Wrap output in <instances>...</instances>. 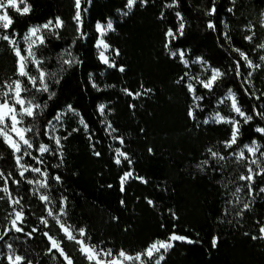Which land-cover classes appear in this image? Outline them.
Segmentation results:
<instances>
[{
	"label": "trees",
	"instance_id": "trees-1",
	"mask_svg": "<svg viewBox=\"0 0 264 264\" xmlns=\"http://www.w3.org/2000/svg\"><path fill=\"white\" fill-rule=\"evenodd\" d=\"M26 3L30 6L26 14L7 9L13 23L4 33L16 42L32 25L54 22L57 17L63 21L61 28L43 30L45 43L34 49L36 59L42 62L40 68L50 74L48 91H37L26 77L17 75L13 46L3 39L0 91L6 90L5 83L19 79L29 89L22 95L41 105L34 117L24 118V124L32 129L27 138L35 156L40 144L49 147L42 155L43 168L50 196L59 206L64 200L66 221L83 228L91 243L113 253H139L156 240L168 241L173 233L186 237L171 242L173 247L163 253L161 264H264V239H252L264 225V192H260L264 176L256 177L249 192L247 182L239 176L246 175L253 165L247 158L236 159V153L253 140L264 151V135L255 131L264 127V119L253 112L254 108L264 112V61L260 60L264 49L257 47L264 43V0H176L173 7H166L172 0L143 4L138 0L131 10L126 7L127 0H81L79 30L74 20L75 0ZM213 7L215 13L208 15ZM177 12L183 18V35L177 31L181 23ZM109 19L113 30L104 39L113 50L115 67L99 59L96 45L95 26ZM209 22L215 27L209 28ZM170 28L175 39L166 36ZM253 33L251 42L245 39ZM233 49L245 52L254 64L262 66L248 68ZM172 50H181L189 67L173 56ZM197 58L207 67L201 77ZM65 60L75 62L69 65ZM237 63L240 75L235 71ZM213 68L224 75L209 91L197 78L207 79ZM189 80L194 95L202 97L194 109L195 119L188 115L193 105ZM229 89L242 110L253 115L251 122L245 124L232 111L225 99ZM100 105H104L106 122L115 129L113 134L105 126ZM69 106L76 114H68L57 145L47 136L46 128ZM213 112L239 121V138L231 148L223 143L230 139V124L203 123ZM81 118L87 129L80 124ZM117 147L128 157H119V164ZM208 149L225 159L213 158ZM205 160L207 164L202 163ZM0 172L4 174L0 187L8 179L12 198L20 200V204H12L0 191V236L23 257L21 264H66L56 250L49 252L48 236L60 242L73 264H89L79 245L69 241L48 216L45 202L20 177L12 150L1 137ZM126 172L132 177L121 191L120 178ZM244 204L249 207L245 209ZM15 209L22 212L21 232L9 224ZM42 218L47 225L41 223ZM144 264H154L153 259Z\"/></svg>",
	"mask_w": 264,
	"mask_h": 264
},
{
	"label": "snow or ice",
	"instance_id": "snow-or-ice-1",
	"mask_svg": "<svg viewBox=\"0 0 264 264\" xmlns=\"http://www.w3.org/2000/svg\"><path fill=\"white\" fill-rule=\"evenodd\" d=\"M23 3L24 0H21ZM138 0H127L126 7L131 10L136 4ZM140 3H147V0H139ZM176 4V0H172V4L166 5V7H173ZM81 0H75V7H76V13L74 16V20L77 22L78 30L79 26L81 24ZM12 8L15 9L17 12H21V14H26L30 11V6L25 4V7L21 11V9L17 5V0H0V27L7 30L10 25L13 23L12 19L8 15L7 9ZM231 11V9H229ZM216 9L215 7L211 8L208 11V15H213L215 13ZM127 13H125L126 15ZM177 17L181 19V23L179 25V28L177 29L178 33L180 35H183V29L184 24L182 22L183 18L180 16V13H176ZM63 26V21L57 17L55 22L48 21V23L32 27L28 30V33L24 36V41L27 45V48L24 50L27 55H23L21 52V49L16 46V41L14 39H11L8 35H0V39L7 40L10 45L13 46L14 54L17 57V75L20 77H26L28 82L32 84L34 88H36L37 91H48V85L46 83L47 77L50 75L46 73L44 70L40 68L41 61L36 59V53L34 49L37 47V45H43L45 43L44 37L41 35H38L41 32V29H58ZM264 27V24L261 25ZM209 28H214L215 26L209 22L208 24ZM96 29L100 33L101 37L105 35V33L109 30H113V24L111 21H109L106 25H102L101 23L96 24ZM249 31H252V28L249 27ZM255 33L252 35L246 36L245 39L251 42L253 40ZM166 36L175 39L176 34L173 32V30L170 28L168 32L166 33ZM97 47L102 48L103 51H100L99 58L100 60L108 64L110 67H115L116 65L114 63H110L109 57L105 55V52L109 49L110 45L105 43L103 39H99L97 41ZM165 47H168V44L165 45ZM258 48L264 49V43L257 45ZM236 51L240 58L245 61L248 68L252 69H259L262 65L261 64H254L249 57L245 54V52L240 51L239 49H233ZM116 55H119V52L116 53ZM173 56L176 55L175 52L172 53ZM180 58L181 62L184 63L186 66L188 64V61L184 60V53L180 52ZM261 61H264V56L260 57ZM75 61L73 60H65L64 63L71 65ZM199 61V58L197 60ZM32 63L36 65L37 71L39 72L38 76H33L29 73L27 70L28 64ZM119 71L123 72L124 68L120 67ZM235 71L237 75L241 74V65L239 63L236 64ZM224 75L220 70L218 69H211V76L207 80H199L197 78L198 82L202 85L203 88L208 89L209 91L212 90L215 83L220 79V77ZM252 73L249 72L248 76H251ZM37 81H39L40 87L37 88ZM179 83V81H177ZM93 87H96L95 84H93ZM189 92H194L195 89L193 85L190 83L187 85ZM3 88L6 89V91H0V137L3 138L4 143L12 150V153L15 157L16 165L19 168V174L21 178H24L25 172L33 171L36 173H40L41 175H46V173H41L40 168H31L29 169L26 167L23 163V156L18 155L22 152L21 145L26 146L27 148H32L33 143L30 141V139L26 138V133L31 132V128H25L20 127V125L23 123L24 117H34L36 115V110L41 108V105L34 103L32 100H26L23 93L29 91L26 87H24L21 80L16 79L12 80L10 83H5L3 85ZM127 92V89H125ZM150 91V90H149ZM129 95H133L132 93L128 92ZM135 95H140V93H136ZM228 98L231 100V109L233 112H235L240 118H242L243 122L245 124L251 122L253 120V115L247 114L242 108L239 106V103L237 101L235 93L232 92L231 89H229L228 92ZM195 100L202 99V97H194ZM259 99V97H257ZM223 103V101H221ZM17 106H19V110H17ZM196 107H199L196 105ZM69 111H74L71 106H69ZM99 110L103 114L104 111V105L99 106ZM253 112L256 116H259L261 119H264V112L257 111L255 108L253 109ZM78 114V113H77ZM188 115L190 118L195 119V114L193 111V108L189 109ZM61 118L60 114H57V116L54 118L56 120H59ZM215 123H226L231 125V136L230 139L227 141H224L225 148H231L233 145L237 143V140L239 138V121L235 119H228L224 116H222L220 113H216L211 118ZM7 121H10V125L7 123ZM80 123L87 129L88 125L85 123L84 119L81 118ZM203 123L207 124L209 123V120L203 121ZM49 124H51V121H49ZM108 127L111 129V125L109 124ZM112 131H115V129H112ZM256 132L260 133L261 135H264V127H257L255 129ZM57 145L60 144V140H56ZM123 143V141H121ZM244 150L248 154H250L252 157H256L257 153H260L261 157H264V151H261V146L257 143V141L253 140L250 145L246 144L244 145ZM241 150L239 153H236V159L237 161H243L246 160L245 151ZM49 151V148L45 144H40L39 146V152L41 154ZM211 156L218 160H224L225 156L220 155L218 151H213L212 149H208ZM117 153V160L116 163L119 164L121 161L119 157H123L125 160L128 159L125 152H122L120 149H116ZM24 155H31V153L24 151ZM96 155H99V153H96ZM130 162V161H129ZM203 164H207L208 161L205 160L202 162ZM250 164L257 166V171H253L252 167L247 168V174H241L239 176V180L246 181L247 186L249 189V192L252 191V186L255 183L256 177L258 176H264V167H261V162L258 159H252L250 161ZM11 176V173H9V177ZM4 174L0 172V178H3ZM132 177L131 172H126L121 178V191L124 190V184L125 182ZM57 180H59V177H56ZM138 179L141 180V182H146L142 177H139ZM29 184L36 183L39 185V187L43 188L46 187V185L40 181H27ZM13 183H18L17 181L13 180ZM0 191L5 193L12 204H20L19 199H12V196L9 192L8 188V179H4V186L0 188ZM241 191L240 187L236 188V193H239ZM260 192H264V187L260 188ZM39 199L42 202L49 201V197L47 195H40ZM149 204L152 203V201H148ZM249 207L248 204H244V208L247 209ZM47 214L50 217H53L56 219V223L59 224L61 231L65 234V237L69 241H74L77 245H79V251L82 255L85 256V258L88 260L89 264H124V261H138L140 264H144V261L142 260V257L146 256L149 260L153 258V256L156 253H160L161 250L164 252H167L168 249L173 247L172 241H185L187 238L184 236L176 235L173 233L169 236L168 241H162V240H156L155 242L151 243L142 253H137L134 257L128 255L125 251L121 250L118 254L113 255L112 250L107 251H98L95 245H90L85 242L83 239H77V236L73 234V231L71 230L70 226H66L64 223L61 222L59 219V216L54 214L51 209L47 210ZM64 214V208H63V201H61V210L59 215ZM22 220V212H15V219L11 221L12 227L17 231L21 232L22 229L20 227H17V222ZM41 223L47 225V220L41 219ZM35 231V229H33ZM260 235L259 236H253L252 239H264V226H261L259 228ZM47 236L48 234L45 233ZM85 230L83 228L79 229V236L84 237ZM48 239L50 241L51 247L49 249V252L52 250H56L61 257H63L66 264H73V261L69 255L66 254L64 249L61 247V244L59 241L54 239L51 236H48ZM188 243H192V241L188 240ZM216 239L213 238L212 244L213 247L216 246ZM11 247V246H9ZM105 257H110V259H105ZM163 255H160L158 259H156V264H160V261L163 260ZM23 260V257L16 255L13 259V256L10 255L8 257L9 264H21V261Z\"/></svg>",
	"mask_w": 264,
	"mask_h": 264
},
{
	"label": "rangeland",
	"instance_id": "rangeland-1",
	"mask_svg": "<svg viewBox=\"0 0 264 264\" xmlns=\"http://www.w3.org/2000/svg\"><path fill=\"white\" fill-rule=\"evenodd\" d=\"M25 4H27L26 3V0H24V2L22 3L21 2V0H17V5H18V7L21 9V11L23 10V8L25 7ZM0 14H2V12H0ZM109 21H111L112 22V20H108L106 23H101L102 25H106ZM55 22V21H54ZM53 22V23H54ZM46 23H48V22H46ZM46 23H43V24H40V25H32V26H30L29 28H28V30L30 29V28H32V27H37V26H42V25H44V24H46ZM96 27V26H95ZM4 30L5 29H3L2 27H0V35H8V34H6V33H4ZM28 30L25 32V34L23 35V37L18 41V42H16V46L17 47H19L20 49H21V52H22V54L23 55H27V53L24 51L26 48H27V45H26V43H25V41H24V36L28 33ZM43 30H45V29H41V32L38 34V35H41L42 36V32H43ZM97 30V29H96ZM110 31V30H109ZM98 32V31H97ZM108 32V31H107ZM106 32V33H107ZM106 33H105V35H106ZM105 35L103 36V37H101V35H100V33L98 32V39H97V41L99 40V39H103L104 41H105V39H104V37H105ZM9 36V35H8ZM10 37V36H9ZM11 39H14L13 37H10ZM169 38V37H168ZM15 40V39H14ZM106 43V42H105ZM96 45H97V42H96ZM97 49H98V57H99V53H100V51H103V49L102 48H98L97 47ZM173 52H175L176 53V56H178L179 58H180V52H182L181 50H172L171 51V54L173 53ZM105 55L106 56H108L109 57V61H110V63H113L112 61H111V59H112V55H113V50L111 49V47H109V49L105 52ZM100 59V58H99ZM181 59V58H180ZM184 60H186L185 59V57H184ZM198 60V58L196 59V61ZM187 61V60H186ZM199 63H201V67L199 68L200 69V71L197 73L198 75H199V77H201V73H202V71H204L207 67H205V66H203V64H202V62H201V59L199 58ZM106 65H108V64H106ZM185 65V64H184ZM109 66V65H108ZM186 66V65H185ZM186 67H189V63L187 64V66ZM27 70L29 71V73L31 74V75H33V76H38L39 75V72L37 71V67H36V65H34V64H32V63H29L28 64V68H27ZM210 76H211V74H210ZM209 76V77H210ZM194 77V76H193ZM208 77V78H209ZM207 78V79H208ZM207 79H205V80H207ZM190 80H191V78H190ZM190 80H189V82H188V84H190L191 82H190ZM199 80H203V79H201V78H199ZM192 84V83H191ZM193 85V84H192ZM31 86H32V84H31ZM33 87V86H32ZM40 87V85H39V81H37V88H39ZM194 87V86H193ZM6 91V90H5ZM229 92V91H228ZM228 92L225 94V99H228L229 100V103H230V106H231V100L228 98ZM191 94H192V97H193V105H192V108H193V111H194V109L195 108H197L196 107V105H198V101L199 100H195L194 99V97H197V96H195L194 95V92H191ZM26 100H30V99H28V98H26V97H24ZM69 109V107H66L64 110H62V111H60V112H58V114H60V116H61V118L59 119V120H56V119H52L51 120V124H49L48 123V126H47V128H46V134H47V136L50 138V139H52L55 143H56V140L57 139H59V140H61V138H60V136H59V130L60 129H62L63 128V126H64V123H65V120H66V118L68 117V114H76V112L75 111H69L68 110ZM17 110H19V106H17ZM101 112V111H100ZM217 112H213L211 115H209V116H207L206 118H205V120H209V122H214L211 118L216 114ZM218 113H220V112H218ZM221 114V113H220ZM103 116H104V122H105V126H106V128H107V130H108V132L110 133V134H113L114 133V131H112V129H110L109 127H108V123L106 122V117H105V115H104V111H103ZM25 118V117H24ZM227 118V117H226ZM229 119V118H228ZM80 120L81 119H79V122H80ZM231 120V119H230ZM7 123L10 125V121H7ZM81 124V123H80ZM20 127H25V128H29L28 126H26L25 124H24V120H23V123L20 125ZM2 138V137H1ZM26 138H27V133H26ZM3 139V138H2ZM115 139V141H120L118 138H114ZM57 144V143H56ZM251 143H249L248 145H250ZM21 147H22V152L21 153H19L18 155H22L23 156V160H22V163L26 166V167H28L29 169H31V168H40L41 169V173H46V175H41L40 173H36V172H33V171H28V172H25V174H24V179H25V181L27 182L28 180H32V181H40V182H42V183H44L45 185H46V187H43V188H41V187H39V185L38 184H36V183H33V184H30L31 185V189H32V191L38 196V198H39V196L40 195H47L48 197H49V201H46L45 202V204H46V212H47V210L48 209H51L52 211H53V213L54 214H56V215H58L59 216V219L61 220V222L62 223H64L66 226H70V228H71V230L73 231V234L74 235H76L77 236V239H83V240H85V242L86 243H88V244H90V245H95L96 246V248H97V250L98 251H107V250H109V248H104V247H102L101 245H99V244H93V243H91L90 241H89V239H88V237L85 235L84 237H80L79 236V229H77V228H75L74 226H72V225H70L67 221H66V218H65V214H63V215H59L60 214V210H61V201H63V208H64V200L63 199H61L60 200V206H59V204H58V202L55 200V199H53L51 196H50V193H49V186H48V177H47V172H46V170L43 168V163H42V155L43 154H41L40 152H39V149H38V151H37V154H38V156H35L34 154H33V152H32V148H27L26 146H24V145H21ZM49 148V147H48ZM116 149H119L118 147L116 148ZM241 150H244V146L238 151V153L241 151ZM24 151H27V152H29V153H31V155H24ZM245 151V156H246V158L249 160V161H251L252 159H258V160H260V162H261V167H264V157H261L260 156V153L258 152L257 153V155H256V157H252L250 154H248L247 152H246V150H244ZM14 159H15V157H14ZM16 162V161H15ZM17 168H18V166H17ZM258 170L257 169V166L256 165H253V170ZM18 171H20L19 170V168H18ZM0 188H2V187H0ZM12 199H16V198H12ZM15 212H18V210H14L13 212H12V216H11V218H10V221H9V224H10V227L13 229V230H15L13 227H12V225H11V221L13 220V219H15ZM23 217V216H22ZM51 218H53V217H51ZM54 219V218H53ZM55 221H56V219H54ZM22 221V220H21ZM21 221H18L17 222V227H19V224L21 223ZM59 225V224H58ZM264 226V225H263ZM60 227V226H59ZM61 229V228H60ZM16 231V230H15ZM9 246H11V245H9L8 243H6V242H4L3 241V239L1 238V236H0V263H2V262H6V263H8L9 264V261H8V257L10 256V255H12L13 256V259H14V257L16 256V255H18V254H16V252L14 251V249L12 248V247H9ZM111 250V249H110ZM145 250V249H144ZM143 250V251H144ZM143 251H141V252H139V253H142ZM120 251H118V252H116V253H113V255H116V254H118ZM163 253H164V251L163 250H161V252L160 253H156L154 256H153V262H154V264H156V259H158L159 258V256L160 255H163ZM128 254V253H127ZM137 253H135V254H128V255H130V256H135ZM105 259H110V257H105ZM142 260L144 261V263H146L149 259H148V257H146V256H144V257H142ZM124 264H140V262H138V261H124ZM160 264H161V261H160Z\"/></svg>",
	"mask_w": 264,
	"mask_h": 264
}]
</instances>
